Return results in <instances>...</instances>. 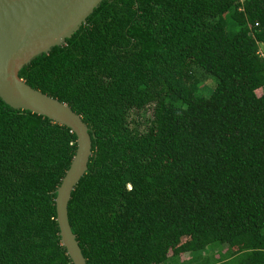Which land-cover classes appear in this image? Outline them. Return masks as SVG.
Returning <instances> with one entry per match:
<instances>
[{"label":"trees","instance_id":"16d2710c","mask_svg":"<svg viewBox=\"0 0 264 264\" xmlns=\"http://www.w3.org/2000/svg\"><path fill=\"white\" fill-rule=\"evenodd\" d=\"M260 43L264 0H104L21 69L89 128L68 204L87 264H264ZM76 142L0 98V264H73L55 198Z\"/></svg>","mask_w":264,"mask_h":264},{"label":"water","instance_id":"95a60500","mask_svg":"<svg viewBox=\"0 0 264 264\" xmlns=\"http://www.w3.org/2000/svg\"><path fill=\"white\" fill-rule=\"evenodd\" d=\"M104 0H0V98L15 109L68 127L77 137L69 169L56 191V221L61 244L73 264H87L68 217V204L88 170L92 138L87 124L71 107L29 86L21 69L70 38ZM264 52V43H260Z\"/></svg>","mask_w":264,"mask_h":264},{"label":"rangeland","instance_id":"374dc122","mask_svg":"<svg viewBox=\"0 0 264 264\" xmlns=\"http://www.w3.org/2000/svg\"><path fill=\"white\" fill-rule=\"evenodd\" d=\"M205 85L208 87V86H210V87H212V86H214V81L213 80H208L207 82H205ZM209 88V87H208ZM262 90H258L257 91V93L260 95V94H262ZM205 96H207V95H209L210 94V91H206L205 93Z\"/></svg>","mask_w":264,"mask_h":264}]
</instances>
